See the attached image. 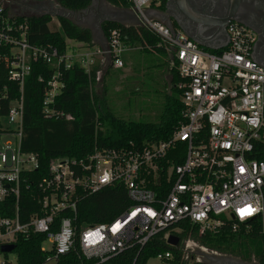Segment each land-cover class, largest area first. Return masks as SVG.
I'll list each match as a JSON object with an SVG mask.
<instances>
[{"label": "built area", "instance_id": "1", "mask_svg": "<svg viewBox=\"0 0 264 264\" xmlns=\"http://www.w3.org/2000/svg\"><path fill=\"white\" fill-rule=\"evenodd\" d=\"M17 1L0 0V61H6L8 80L19 91L0 115V137L11 134L15 139L0 147V264H16L15 248L2 252L3 245L35 234L49 242L48 248L40 247L47 253L45 263L70 251L104 262L128 248L138 252L158 236L169 246L154 256L162 264H210L206 256L226 255L201 245L194 235L225 227L248 231L263 216L264 67L252 59V31L229 22L227 45L213 52L182 30L148 17L153 0H128L137 21L158 37L178 76L181 120L168 138L157 142L94 149L82 158H53L36 183L37 211L24 216L20 189L25 175L38 168L36 155L20 146L23 83L30 62L53 67L44 91L45 116L68 119L69 114L47 104L60 91L71 64L89 72L95 58L102 57L120 69L123 53L135 47L115 29L102 48L66 43L68 50L60 53L50 44L33 45L26 22L7 8ZM113 184L123 185L130 205L111 221L78 223L82 192L93 194ZM170 236L178 238L175 245L167 242ZM258 264H264V255Z\"/></svg>", "mask_w": 264, "mask_h": 264}, {"label": "trees", "instance_id": "2", "mask_svg": "<svg viewBox=\"0 0 264 264\" xmlns=\"http://www.w3.org/2000/svg\"><path fill=\"white\" fill-rule=\"evenodd\" d=\"M39 1V0H32ZM55 3L68 10H80L88 6L90 0H54ZM115 5L129 7L128 0H108ZM152 1L151 4L154 3ZM166 0H159L158 8H163ZM18 19L25 21L28 27V41L36 46L50 44L60 53L67 51L65 38L86 45H91L92 36L87 27H80L68 18L58 16V29H50L52 17L49 13H16ZM100 28L106 40L109 32L115 29L119 37L127 45L144 48L145 46L163 53L158 37L145 26L137 23L125 26L118 22L104 20ZM0 48V51H3ZM31 70L23 83V116L20 146L21 150L33 152L38 160V168L26 174V184L21 186L19 212L27 216L37 211L36 186L38 180L47 174V167L55 157L82 158L94 149L141 145L168 138L172 130L181 120L182 104L180 91L175 84L178 76L169 66L171 87L174 96L166 99L164 110L157 122L120 120L106 109L103 96L95 93L99 65L94 61L89 72L79 64L73 63L65 71L63 86L47 106L53 110L69 114L70 118L47 117L44 114V91L46 81L50 78L53 67L40 60L31 61ZM42 79L39 80L38 78ZM16 83L8 80L6 61H0V115L5 114L8 102L18 97ZM178 163V161H174ZM78 205V223L108 222L121 214L129 205L126 191L122 184L106 185L98 192L89 194L82 192ZM184 234H181V237ZM248 237L259 241V248L251 253L260 262L264 255V212L262 219L253 220L248 231L241 228L233 232L228 227L213 233L194 235L198 242L206 247L222 251V242H231L234 238ZM44 235L35 234L19 238L15 243L14 254L16 264H145L155 254L169 249L160 237H156L140 251L132 248L117 253L104 262L85 259L73 251L60 255L53 263H45L46 252L41 250ZM247 255V258L250 257ZM238 255V254H233ZM240 255V254H239Z\"/></svg>", "mask_w": 264, "mask_h": 264}, {"label": "rangeland", "instance_id": "3", "mask_svg": "<svg viewBox=\"0 0 264 264\" xmlns=\"http://www.w3.org/2000/svg\"><path fill=\"white\" fill-rule=\"evenodd\" d=\"M47 6L40 7V6ZM14 13H38L49 11L52 13H62L54 0H18L7 7ZM82 25L83 17L77 18ZM84 25V24H83ZM50 29H58L59 22L57 17H52L49 23ZM70 46L75 44L71 39L65 38ZM68 50V49H67ZM101 64L97 72V82L94 86L95 93L103 96L106 109H108L115 118L120 120H133L143 122H157L163 113L166 99H171L174 92L171 93L167 87V82L157 76L158 71L155 66L151 67L149 62L142 67L137 62V66L131 71L124 70L125 62L120 69L106 67L108 59H100ZM140 64V65H139ZM165 83V85H164ZM15 139L11 134H5L0 137V147L6 142H13ZM259 241L253 238L236 237L231 242H222V250L226 255L240 254L243 257L249 256L259 248ZM44 248L49 247V242H43ZM222 252V251H221ZM14 262V255L8 254ZM252 255V254H251ZM145 264H162L155 257L149 258Z\"/></svg>", "mask_w": 264, "mask_h": 264}, {"label": "water", "instance_id": "4", "mask_svg": "<svg viewBox=\"0 0 264 264\" xmlns=\"http://www.w3.org/2000/svg\"><path fill=\"white\" fill-rule=\"evenodd\" d=\"M105 1L106 0H90L88 6L80 10H68L59 6V9L62 11V13H52L49 11L44 12L49 13L51 17L62 16L68 18L77 26L87 27L91 32V36L93 37L92 29L95 27L97 29H101L100 22L102 19L114 22V20L109 18L110 13L108 8L105 7L106 5H104ZM193 3L194 7L191 5ZM237 3L238 0H231V5L227 13L224 17L219 18L199 12L200 8L205 6L204 0H193L191 4L187 0H166L164 9L162 11H158L157 15H159L160 20L164 21L169 28L173 29L174 27H177L200 46L216 51L227 45L228 37L225 28L229 22H237L234 16ZM95 6H100L101 8L99 7V10L97 11L95 10ZM91 10L93 11L92 13L96 14V16L92 19V21L88 22V17L86 14H88ZM103 11L106 12L104 15L102 13ZM146 15L150 18H154L149 9H146ZM79 16L83 17L82 25L78 22L77 18H79ZM133 17L135 20L134 22L136 24L139 23L134 14ZM213 37H221L223 39V43L220 45H215ZM177 239L178 238L175 236H170L167 242L169 244L175 245ZM14 248L15 244H7L1 247V251L9 252ZM206 259L210 264H233V262L236 261L229 255L219 257L206 256Z\"/></svg>", "mask_w": 264, "mask_h": 264}, {"label": "crops", "instance_id": "5", "mask_svg": "<svg viewBox=\"0 0 264 264\" xmlns=\"http://www.w3.org/2000/svg\"><path fill=\"white\" fill-rule=\"evenodd\" d=\"M104 5H106L105 7L108 8V10H109V13H110L109 18L114 20V22H118V23L123 24L125 26L136 24L134 22L135 20H134L133 14L131 12L130 6L124 7L122 5H115V4L110 3L108 0L105 1ZM158 5H159V0H155L154 3L151 4L148 9L152 13V16L154 18H156L157 20H159L165 24L164 21L160 20L159 15H157L158 11H162L164 9L165 4H164L163 8H158ZM99 7L95 6V10L98 11ZM102 21H104V20L102 19L101 22ZM133 23H135V24H133ZM174 28L179 29L177 27H174ZM92 33H93V37H92L91 45H86L84 43L76 42V41H74L76 43L73 45L78 46L80 49H85L86 47H88V48H93V47H101L102 48V47H104L106 45L107 40L103 36L101 29H97L95 27L94 29H92ZM213 38H214L213 41H214L215 45H220L223 43V39L221 37H213ZM222 48H224V47H222ZM206 49L209 51H213V52L220 50V49H218L215 51V50H210L208 48H206ZM122 58L125 62L124 70H127V71H131V69L133 67H136L137 62L142 64L141 65L142 67L146 64V62H149L151 64V67L155 66L157 68L156 70L158 71L157 76L160 75L159 77L163 78L166 82L168 81L167 87L165 89L168 88V89H170L171 93H173V89H172L171 83H170L171 74L169 72V66H170L169 65V58H168L165 50H163V53H161V52H158L155 49L149 48L147 46H145L143 49L135 46L134 49L126 51L125 53H123ZM100 59H103V58L102 57L95 58L96 62L99 65V68H100V64L102 61ZM107 65L108 66H106V67L113 68L111 66L109 60H108ZM164 85H165V83H164Z\"/></svg>", "mask_w": 264, "mask_h": 264}, {"label": "flooded vegetation", "instance_id": "6", "mask_svg": "<svg viewBox=\"0 0 264 264\" xmlns=\"http://www.w3.org/2000/svg\"><path fill=\"white\" fill-rule=\"evenodd\" d=\"M190 4L193 0H187ZM205 6L200 8L199 12L206 15L222 18L227 13L231 5V0H204ZM194 7V3L191 4ZM47 7V6H40ZM176 9V8H175ZM93 11H89L86 16L87 21L90 22L96 16ZM103 15L106 13L102 12ZM234 16L236 21L248 29L254 35V43L252 47L253 59L264 67V0H238ZM86 17V18H87ZM236 261L233 264H258L259 262L254 256L249 258L241 255H229Z\"/></svg>", "mask_w": 264, "mask_h": 264}]
</instances>
